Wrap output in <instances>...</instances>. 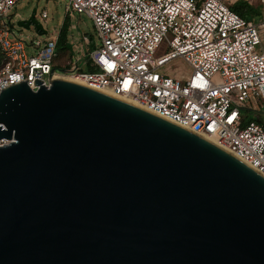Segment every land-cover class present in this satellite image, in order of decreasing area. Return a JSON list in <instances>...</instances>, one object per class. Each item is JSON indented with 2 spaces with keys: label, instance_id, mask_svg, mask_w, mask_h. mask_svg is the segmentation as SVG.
<instances>
[{
  "label": "water",
  "instance_id": "obj_1",
  "mask_svg": "<svg viewBox=\"0 0 264 264\" xmlns=\"http://www.w3.org/2000/svg\"><path fill=\"white\" fill-rule=\"evenodd\" d=\"M19 27L34 26L36 9ZM0 94V264H264V176L62 78Z\"/></svg>",
  "mask_w": 264,
  "mask_h": 264
},
{
  "label": "built area",
  "instance_id": "obj_2",
  "mask_svg": "<svg viewBox=\"0 0 264 264\" xmlns=\"http://www.w3.org/2000/svg\"><path fill=\"white\" fill-rule=\"evenodd\" d=\"M19 1L0 0V94L16 82L37 89V79L49 85L57 75L74 76L206 138L264 176V126L246 122L244 113L264 105V20L235 12L236 0H68L67 16L93 20L99 42L88 60L97 70H81L88 60L78 65L80 49L61 71L54 68L60 30L23 38L13 12ZM176 58L191 70L184 82L162 71ZM8 142L1 138L0 147Z\"/></svg>",
  "mask_w": 264,
  "mask_h": 264
},
{
  "label": "rangeland",
  "instance_id": "obj_3",
  "mask_svg": "<svg viewBox=\"0 0 264 264\" xmlns=\"http://www.w3.org/2000/svg\"><path fill=\"white\" fill-rule=\"evenodd\" d=\"M240 0H236L233 6ZM68 4V0H20L16 7L13 9V12H17L19 16L15 18L16 20V29L22 34V37L26 40L30 41L34 38L44 39L47 34L38 36V32L34 26H30V28L19 27L18 22L20 20H27L31 17L34 10L36 9V19L44 24V27L48 30V32L53 33L54 31H59L62 23L66 17V7ZM46 10L48 12L49 17L47 19L42 18V12ZM259 15L253 18L255 21L264 20V6L259 7ZM72 19V23H74L77 27L73 30V34L76 39V46L74 50L80 49H88V44L82 42L83 36H88L90 39L94 40V42H99L95 26L93 20L86 13H76ZM19 34V35H20ZM260 36L262 39V45L264 47V29H261ZM82 42V45L80 44ZM79 57V53L75 51V54L72 56L75 61ZM67 58L58 55L57 62L64 63ZM68 61V60H67ZM84 61L79 62L78 65H84ZM164 73L173 76L175 78L180 79L184 82L187 78V75L191 73V70L188 67L182 65L179 58L173 59L169 62L165 67L162 68ZM242 105V104H241ZM249 107V104H244ZM242 105V106H244ZM250 108H252L250 106ZM258 111L256 115H259L264 120V105L258 106Z\"/></svg>",
  "mask_w": 264,
  "mask_h": 264
},
{
  "label": "trees",
  "instance_id": "obj_4",
  "mask_svg": "<svg viewBox=\"0 0 264 264\" xmlns=\"http://www.w3.org/2000/svg\"><path fill=\"white\" fill-rule=\"evenodd\" d=\"M233 10L247 19H253L257 15H259V12H260L259 8L254 7L253 5L249 4L247 1H244V0L238 1L233 6ZM71 30H72V19L71 17L66 15L62 23V27L60 29L58 40H57V46H56L57 56L54 60V68L56 70H61V71L68 70L71 67L72 62L74 61L72 56L75 54V50L73 48V43L71 41ZM87 44H88V49L84 50V56L81 60H79V62L81 61L85 62V60H88L90 52L95 48L94 40L89 38V42ZM58 55L59 56L61 55L62 57L67 58L68 61L66 60V62L64 63H58L56 61L58 58ZM90 63L91 61L88 60L86 62V66H84V68L82 67L81 70L90 71V72L96 71L97 69L94 68ZM79 66H82V65L79 64ZM258 110L259 109H255V108L246 109L244 111L246 122L257 121L264 126V120L259 115H256V112Z\"/></svg>",
  "mask_w": 264,
  "mask_h": 264
},
{
  "label": "bare ground",
  "instance_id": "obj_5",
  "mask_svg": "<svg viewBox=\"0 0 264 264\" xmlns=\"http://www.w3.org/2000/svg\"><path fill=\"white\" fill-rule=\"evenodd\" d=\"M56 78H62V79H68V80H72V81H76V82H79V83H82V84H85L87 85V83L80 79V78H77V77H74V76H69V75H57ZM109 94V92H108ZM111 94V93H110Z\"/></svg>",
  "mask_w": 264,
  "mask_h": 264
}]
</instances>
